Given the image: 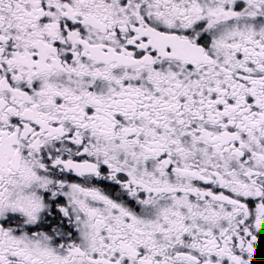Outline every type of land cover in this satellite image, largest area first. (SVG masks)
<instances>
[{
	"label": "flooded vegetation",
	"instance_id": "obj_1",
	"mask_svg": "<svg viewBox=\"0 0 264 264\" xmlns=\"http://www.w3.org/2000/svg\"><path fill=\"white\" fill-rule=\"evenodd\" d=\"M0 264H264V0H0Z\"/></svg>",
	"mask_w": 264,
	"mask_h": 264
}]
</instances>
